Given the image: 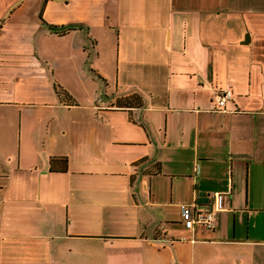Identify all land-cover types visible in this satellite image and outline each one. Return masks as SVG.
Returning a JSON list of instances; mask_svg holds the SVG:
<instances>
[{
  "label": "crops",
  "instance_id": "0c3cea01",
  "mask_svg": "<svg viewBox=\"0 0 264 264\" xmlns=\"http://www.w3.org/2000/svg\"><path fill=\"white\" fill-rule=\"evenodd\" d=\"M0 264H264V0H0Z\"/></svg>",
  "mask_w": 264,
  "mask_h": 264
},
{
  "label": "built area",
  "instance_id": "2783aa9c",
  "mask_svg": "<svg viewBox=\"0 0 264 264\" xmlns=\"http://www.w3.org/2000/svg\"><path fill=\"white\" fill-rule=\"evenodd\" d=\"M56 95L59 96L61 101H64L63 96L55 88ZM231 97V92L228 89H218L213 92L214 106L211 111L225 112V103ZM224 193L215 192L210 200V207L202 210L198 208L195 203L180 204L179 216L181 218L184 229L189 232V241H193L197 238V231H208L215 226V213L224 209L223 206Z\"/></svg>",
  "mask_w": 264,
  "mask_h": 264
},
{
  "label": "trees",
  "instance_id": "16d2710c",
  "mask_svg": "<svg viewBox=\"0 0 264 264\" xmlns=\"http://www.w3.org/2000/svg\"><path fill=\"white\" fill-rule=\"evenodd\" d=\"M66 30H68V28H66V29H59V30H57V33H61V34H63ZM56 89H58V91L61 93V96H63V98H65V93L63 92V90H61L59 87H56ZM123 102V104H129L128 102H127V100L125 99L124 101H122Z\"/></svg>",
  "mask_w": 264,
  "mask_h": 264
}]
</instances>
